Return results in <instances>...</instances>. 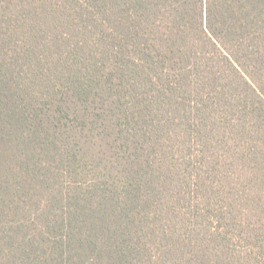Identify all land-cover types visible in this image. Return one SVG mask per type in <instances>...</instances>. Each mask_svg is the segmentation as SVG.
Instances as JSON below:
<instances>
[{
	"label": "trees",
	"instance_id": "obj_1",
	"mask_svg": "<svg viewBox=\"0 0 264 264\" xmlns=\"http://www.w3.org/2000/svg\"><path fill=\"white\" fill-rule=\"evenodd\" d=\"M0 264H264V0H0Z\"/></svg>",
	"mask_w": 264,
	"mask_h": 264
}]
</instances>
